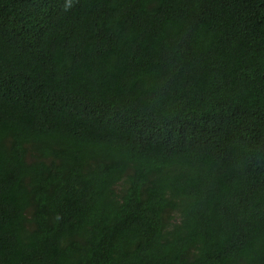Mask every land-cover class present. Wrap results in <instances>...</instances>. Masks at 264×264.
<instances>
[{
	"label": "trees",
	"instance_id": "16d2710c",
	"mask_svg": "<svg viewBox=\"0 0 264 264\" xmlns=\"http://www.w3.org/2000/svg\"><path fill=\"white\" fill-rule=\"evenodd\" d=\"M0 264H264V0H0Z\"/></svg>",
	"mask_w": 264,
	"mask_h": 264
}]
</instances>
